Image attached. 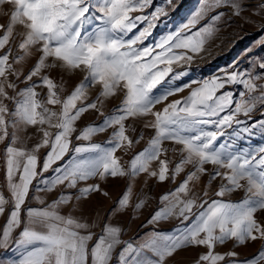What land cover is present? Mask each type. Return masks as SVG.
<instances>
[{"label":"snow or ice","instance_id":"6c2138e0","mask_svg":"<svg viewBox=\"0 0 264 264\" xmlns=\"http://www.w3.org/2000/svg\"><path fill=\"white\" fill-rule=\"evenodd\" d=\"M151 0H0V6L11 5L8 13L9 21L0 24V143L9 139V121L13 131L10 143L5 145L6 176L5 187L11 195V208L3 227H0V248H7L12 235L20 228L18 247L25 249L24 254L13 264H111L113 253L123 243L117 253L118 264H167V261L179 250L187 246H204L208 251L201 254L196 264H219L225 260V254L215 253L217 244H223L228 239H234L239 244L248 241L264 240V222L256 219L258 211H264V148L258 151L238 150L228 151L232 145L219 144L220 137L226 135V129L233 124L240 125L243 121L237 119L239 115L249 116L256 107L264 106V74L233 71L224 78L216 77L204 81L203 84L191 91L190 96L183 101L176 100L167 104L161 111H153L155 105L167 100L182 88H177L153 94V89L171 72V67L160 69L158 65H171L183 59L191 60V56L177 55L173 49H188L193 53L202 50L203 39L193 40L192 37L181 38L179 33L162 38L155 45L161 51L154 53L153 47H134L142 42L149 34L145 28L132 39H124L136 27V21L144 19L137 16L132 18L130 13L147 7ZM218 8H228L231 15L239 17L246 10L244 0H204L200 9L184 25L194 26L209 12ZM261 15H264V0L260 4ZM157 8L156 14L162 13ZM224 12H217L211 16L212 25L203 32L211 36L214 25L225 17ZM16 26L23 31L15 33L20 37L18 48L22 55L14 56L12 63V48L9 46ZM264 29V23L261 25ZM201 36L200 32L195 34ZM6 46H8L6 48ZM38 53L35 65L27 75L13 67L20 64L27 57ZM150 57V59H149ZM60 68L68 72L76 70L86 71L84 80L65 98L60 93L64 91L63 84L57 85L53 79L44 75L39 82L33 77L40 76L43 69ZM258 68L264 72V60ZM19 81L24 76L26 87L17 95L9 96L6 88L16 90L17 84L8 80V75ZM184 73H178V78ZM29 81H33L29 84ZM99 83L101 91L92 101L88 100L86 89L90 85ZM227 84H242L245 92L240 93L241 99L234 101L233 94L224 92L217 95L220 89ZM37 87L47 89V100L37 99ZM125 93L124 99L114 113L105 117L100 125L87 126L75 137L77 140H89L92 135L104 132L108 128L118 126L108 141L110 147H101L99 144L87 146L77 145L71 148L72 134L76 131L75 122L89 110H98V103L113 97L117 91ZM247 94V99H245ZM6 100L16 102L14 111H9ZM80 102L79 105L77 102ZM47 105H61L59 112L50 109ZM234 105V107H233ZM227 110L226 115L221 116ZM102 116L103 112L100 113ZM153 120L144 124L155 134L148 141V146L137 153L131 160L129 170H125L115 156L117 149L132 147L139 143L143 136L133 140L126 135L125 120L130 117H147ZM264 128V121L257 122ZM39 125L41 140L28 151L16 147L19 139L17 130L26 131L29 126ZM47 125L48 127H43ZM212 126L214 130H205L202 126ZM54 128L55 132L48 129ZM249 127L242 131L249 132ZM134 132L135 129L133 128ZM165 141L180 145L173 152L181 153L180 162L172 169V178L184 170V166L192 165L184 181L173 192L162 197L168 204L158 209L151 217L150 223H158L162 219L176 215L188 221L193 215V207L204 208L208 201L197 205L198 197L181 199L180 194L187 196L191 189L189 183H196L207 172L205 165L216 166L210 175V181L217 177L227 181L221 184L215 192L218 197H224L238 189L246 193L245 199L239 202H224L213 200L206 210L200 211L193 223L176 235L153 233L151 238L138 246L131 242H122L120 239L121 227L112 225L105 218L101 234L96 242L89 247L95 233L94 221L72 215L64 216L59 208L62 205L79 207L82 201L91 199L93 194L105 198L109 193L101 183L87 184L79 187L82 181L99 177V181H106L109 177H135L139 173H148L160 182L168 178L169 163L161 159V155L168 152L163 147ZM48 148L40 171H37L38 157L36 153L41 148ZM73 151L77 154L71 163L58 165V162ZM95 153L89 160L79 159L80 154ZM153 161H159V169L150 170ZM53 165H58L53 167ZM51 169L53 175L44 177L43 173ZM227 169L228 171H220ZM18 176V179H17ZM39 177L37 192H52L58 186H64L65 191L59 193L57 199L45 205L44 198L34 195L43 208L28 207L23 209L30 195L33 181ZM246 181L245 183H241ZM43 185V187H39ZM75 189V193L67 190ZM203 195H209L204 191ZM132 201V186L129 185L121 193L113 208L109 209V216L123 213ZM8 199L0 193V215L5 212ZM144 201L135 204L140 209ZM25 212L26 219L22 217ZM99 219V212L96 213ZM151 253V255H149ZM228 257H236V252H229ZM243 264H264V248L255 256L243 261Z\"/></svg>","mask_w":264,"mask_h":264},{"label":"rangeland","instance_id":"374dc122","mask_svg":"<svg viewBox=\"0 0 264 264\" xmlns=\"http://www.w3.org/2000/svg\"><path fill=\"white\" fill-rule=\"evenodd\" d=\"M262 0H244L246 5V10L239 17L232 16L231 10L228 8H218L208 15L200 19L194 26L189 25L185 28L184 25L188 24V21L194 16V14L200 9L204 0H151V3L139 10L130 13L132 18L137 16L144 17V19L136 21V27L132 29L131 32L124 37V39H132L139 32L143 31L145 28H149V34L142 38V42H138L134 47L144 48L153 47L154 53L161 51V49L156 48L162 38H167L169 35H175L179 33L181 38L192 37L193 40L203 39L204 43L202 50L198 53H193L188 49H173V52L177 55L185 54L186 56H191V60L183 59L177 62H173L171 65L160 64L158 67L164 69L166 67H171V72H169L164 79L153 89V94L158 95L162 92L182 88V91H177L174 95H171L167 100L160 104L155 105L153 111H161L167 104L181 100L190 96V93L195 88L201 86L204 81L211 80L216 77L224 78L226 74L233 71L239 72H251L253 74L262 73V70L258 68L260 61L264 60V29L261 25L264 23V15H261L260 4ZM12 6L5 4L0 6V24H7L9 21L8 13L11 11ZM162 9V13L157 14L156 18L153 19V15L156 14V9ZM217 12H224L225 17L214 25V31L211 36H207L203 30L210 25H212L211 16L215 15ZM23 31L20 26H16L14 35L10 40L9 46L12 48V56L9 58V63H12L14 56L22 55L18 48L20 37L15 33ZM197 32L201 33L200 37L195 34ZM8 46H6L7 48ZM5 50H0V55L3 54ZM38 53H35L27 57L25 61L20 64H14L13 67L21 70L24 75H27L28 71L35 65L38 59ZM150 59V57H149ZM178 73H184L178 78ZM47 75L59 86L63 84L64 91L60 93L61 99L65 98L71 91L75 88L77 84L84 80L87 75L86 71L76 70L73 72H68L66 70L56 68V69H43L40 76L33 77V81L39 82L40 77ZM24 76L22 75L20 80L17 81L16 77L8 75V80L17 84L15 91L6 88L9 96H15L17 100L21 97L17 93L26 87L23 81ZM33 81H29L31 84ZM258 84H264V80H258ZM36 92L39 93L37 99L46 102L47 100V89L45 87H37ZM101 91V85L99 83L90 85L86 89V95L90 102L94 100ZM224 92H230L233 94L234 101H239L241 99L240 93L245 92L242 84H227L225 88L220 89L217 95ZM125 93L123 91H117V94L104 100L103 104L97 105L98 110H89L82 114V116L75 122L76 131L72 134V145L71 148H75L77 145L87 146L89 144H99L101 147H110L111 145L108 141L112 138L113 132L118 128V126H113L108 128L104 132H99L91 136L89 140H77L75 137L80 133L82 129L87 126L100 125L105 117L110 116L114 113L115 109L120 107ZM245 99H247V94H245ZM4 103L7 105L9 111H14L16 107V102L12 100H6ZM79 105V101L77 102ZM50 109L57 112L60 111L61 105H47ZM234 107V105H233ZM103 112L102 116L100 113ZM227 110L222 112L220 115H226ZM9 121V139H6L3 143H0V193H2L9 201L5 205V212L0 215V227H3L8 216V211L11 208V195L5 187V176H6V153L5 145L10 143L11 133L13 128L11 127V121L14 119L11 116H6ZM154 117L151 115L147 117H130L125 120V127L127 129L126 135H128L133 140L137 139L138 136L142 135L143 139L139 143H135L132 147H121L115 152V156L119 159L120 164L127 171L129 170V165L132 158L143 149L148 146L149 139L154 136L155 132L151 128H145L144 124L147 121L153 120ZM237 119L243 121L244 123L240 125L233 124L231 128L226 129V135L218 139L217 146L219 144L232 145L228 151L236 152L238 150H248V151H258L260 148H264V128L260 127L257 122L264 121V106H257L256 109L249 115H239ZM249 127L251 130L249 132H244L242 129L244 127ZM39 125L36 127L29 126L26 131L17 130V135L19 137L16 147L23 148L31 151L37 143L41 140V133L38 130ZM43 127L47 128V125ZM205 130H214L212 126H202ZM135 129L133 132L132 129ZM51 132H55L56 129L49 128ZM163 147L168 149V152L161 155V159H167L169 163V173L168 178L160 182L156 177H150L148 173L142 172L135 177L125 176L121 177L126 179V187L132 186V201L131 205L120 214L114 213L112 217L114 221H121L122 229L120 239L122 242H131L134 246H138L142 243L148 241L153 233H163L168 235L179 234L189 227L196 218V215L202 211L206 210L209 204L213 200H221L224 202H239L245 199L246 193L243 189H238L231 193H227L224 197H218L215 192L219 189L221 184L227 183L220 177L215 180L210 181L209 173H212L216 166L212 164L205 165L207 172L200 177V180L196 183H189V188L191 192L187 196L180 194L181 199L191 198L194 194L198 197L196 203L197 205L203 203V201H208V204H204V208L193 207V215L188 221H184L183 217H178L176 215L170 216L167 219H162L158 223H150L152 215L158 210L164 208L168 201H163L162 197L168 193L173 192L177 189L181 182L185 180L186 175L189 171H192V165L184 166V170L172 178V169L180 162L181 153L177 150L175 152L172 149H179L181 146L176 145L171 141H165ZM49 151L48 148L44 147L36 153L38 157L37 171H40V166L42 165L43 159L46 153ZM95 153H83L80 154L79 159L89 160L93 158ZM77 154L73 151L69 153L58 162V165H67L76 158ZM58 165H53L56 167ZM159 169V161H153L150 165V170ZM220 171H228L227 169H220ZM53 175L51 169L43 173L44 177H51ZM110 178V177H109ZM18 179V176H17ZM39 177L33 181V186L30 188L29 198L26 200L23 209L28 207L32 208H43L47 204H51L52 201L57 199L60 192L65 191L64 186H58L54 191L44 193L37 192L36 188L38 185ZM84 181L80 182L83 183ZM103 183L106 181H99V177L89 179L87 183ZM245 183L246 181H242ZM80 186V185H79ZM83 186V187H84ZM102 186V185H101ZM43 187V185H39ZM126 189V188H125ZM67 190V191H72ZM208 191L209 195L204 196L203 192ZM34 195H40L44 198L45 205H41L37 200L32 198ZM99 195V194H98ZM99 195L97 201L99 206L103 204L106 205L104 197ZM121 196V195H120ZM139 201H144V205L140 209H135V204ZM83 210L89 209L91 204L90 199L80 202ZM97 204V202L95 203ZM79 207H72L70 205H62L59 208L60 213L65 216H69L79 212ZM81 210V209H80ZM105 211V210H104ZM108 212H103L99 215L98 224L104 221L107 217ZM104 215V216H103ZM256 219L258 221L264 222V211H258L256 214ZM22 217L26 219L25 212L22 211ZM74 217H82L76 214ZM84 219H89V215H83ZM20 228L16 229L12 235V239L9 242L7 248H0V264H13L14 261H18L19 258L24 254L25 249L18 247L16 240L18 239ZM99 234V233H98ZM124 244L122 243L120 247L116 249L113 253V259L111 264H118L117 253ZM262 248H264V240L248 241L245 244H239L234 239H228L223 244H217L213 251L219 254H225V260L219 262V264H243L246 259L255 256ZM208 251L204 246H187L177 253L174 254L172 258L167 261V264H196L199 256ZM229 252H236V257H228L226 254ZM151 255V253H149Z\"/></svg>","mask_w":264,"mask_h":264},{"label":"crops","instance_id":"0c3cea01","mask_svg":"<svg viewBox=\"0 0 264 264\" xmlns=\"http://www.w3.org/2000/svg\"><path fill=\"white\" fill-rule=\"evenodd\" d=\"M86 181H84L83 183H79V187H83ZM87 184H91V182L87 183ZM102 187L109 193V197L107 198H103L105 199L106 205L103 206V204H101L99 206L98 201H97V197L99 196L98 194H93L91 196V204H94V206H90L89 209H85L83 210V213L81 212V210L79 209V212L76 213L74 211L73 216H75L76 214H79L81 216L83 215H89V221H94L95 222V227L91 229V231H93L95 233V235L93 236V240L90 242L89 247H91L95 242L97 237L101 234V229L103 227L104 221H101V224H98L99 219L97 218V211L99 212V215H102L103 212H108L107 214V219L111 222L112 225H118V226H122L121 221H114L112 217L113 214L111 216H109V209L113 208L116 201L118 200V198H120L121 193L125 190L126 188V179L124 180L123 178L119 177V178H108L106 180V182H103ZM73 193H75V189L72 190ZM101 197V196H100ZM97 202V204H95ZM105 210V211H104ZM62 215H64L63 213H61ZM65 216V215H64ZM104 216V215H103ZM122 229V227H121ZM123 231V229H122ZM99 233V234H98ZM121 246V245H120ZM119 246V247H120Z\"/></svg>","mask_w":264,"mask_h":264}]
</instances>
